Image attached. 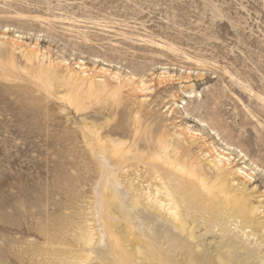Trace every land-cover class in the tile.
<instances>
[{
  "label": "rangeland",
  "instance_id": "rangeland-1",
  "mask_svg": "<svg viewBox=\"0 0 264 264\" xmlns=\"http://www.w3.org/2000/svg\"><path fill=\"white\" fill-rule=\"evenodd\" d=\"M160 141L264 206V0H0V264L87 255L105 173L142 202Z\"/></svg>",
  "mask_w": 264,
  "mask_h": 264
},
{
  "label": "bare ground",
  "instance_id": "bare-ground-1",
  "mask_svg": "<svg viewBox=\"0 0 264 264\" xmlns=\"http://www.w3.org/2000/svg\"><path fill=\"white\" fill-rule=\"evenodd\" d=\"M113 145L121 153L119 145ZM147 159L144 164L152 170L155 182L142 202L118 182L122 165L107 170L102 198L98 189L95 206L101 214V239L75 264L92 260L96 261L92 264H264V206L247 193L245 183L235 182L238 176L250 178L242 168L225 172L230 157L217 154L208 161L215 171L213 181L202 176L194 162L182 160L169 141H160L159 152ZM111 205L113 210L108 208ZM105 218L114 221V231H106ZM201 226L206 231L197 236ZM209 233L219 239L214 249L202 244ZM236 251L240 254L235 255Z\"/></svg>",
  "mask_w": 264,
  "mask_h": 264
}]
</instances>
